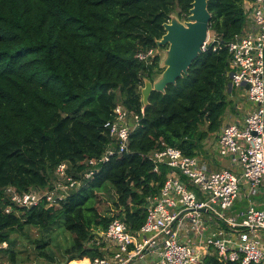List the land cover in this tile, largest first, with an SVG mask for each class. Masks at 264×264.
Instances as JSON below:
<instances>
[{"label":"trees","instance_id":"16d2710c","mask_svg":"<svg viewBox=\"0 0 264 264\" xmlns=\"http://www.w3.org/2000/svg\"><path fill=\"white\" fill-rule=\"evenodd\" d=\"M193 1L0 0V244L8 243L0 252L12 264H19L20 254L12 233L26 226L49 231L34 243L50 262L53 254L43 248L60 227L74 237L64 250L67 261L103 255L90 243L94 231L116 217L139 229L147 198L166 178L168 169L154 172L147 155L166 143L196 156L202 141L220 128L231 90L226 44L245 32V4L254 0H209L210 30L220 47L210 44L188 73L165 92L153 90L149 104L143 103L145 78L153 80L162 70L159 54L149 63L136 54L158 48L164 23L173 13L187 19ZM118 102L137 112L145 108L129 151L101 164L87 185L58 206L41 203L19 216L4 212L7 185L20 191L51 187L62 161L76 165L100 156L112 141L104 124ZM107 186L116 196L112 214L103 213ZM201 264L240 263L213 254Z\"/></svg>","mask_w":264,"mask_h":264},{"label":"built area","instance_id":"2783aa9c","mask_svg":"<svg viewBox=\"0 0 264 264\" xmlns=\"http://www.w3.org/2000/svg\"><path fill=\"white\" fill-rule=\"evenodd\" d=\"M247 10L250 26L228 42L231 85L245 87L253 108L244 123L225 125L219 135L218 152L232 156L240 171L211 169L197 155L163 143L147 156L154 172L165 166L166 178L156 194L147 198L146 218L133 230L123 218L116 217L106 229H97L90 243L108 255L85 257V264H201L208 255L240 264L264 261V207L256 205L254 196L264 191V0H254ZM248 23V22H247ZM215 43V44H214ZM221 41L210 34L203 51ZM159 54L156 47L139 51L136 56L147 63ZM145 115V108L134 111L118 102L112 118L104 124L112 141L100 156L72 165L62 161L54 171L51 187L20 191L9 184L4 188L7 214L39 204L58 206L78 192L98 173L101 164L116 154L129 151L131 134ZM245 192L248 207L241 215L233 214L236 202ZM7 242L0 244L6 248ZM66 261L62 264H72ZM21 264H35L25 262Z\"/></svg>","mask_w":264,"mask_h":264},{"label":"water","instance_id":"95a60500","mask_svg":"<svg viewBox=\"0 0 264 264\" xmlns=\"http://www.w3.org/2000/svg\"><path fill=\"white\" fill-rule=\"evenodd\" d=\"M212 13L209 0H194L187 19L181 20L173 13L164 23L166 32L157 40L162 49L159 68L162 70L151 80L145 78L142 88L143 103L149 104L153 90L165 92L169 84H175L188 73L194 60L203 53L202 46L210 35ZM248 89L249 85H245Z\"/></svg>","mask_w":264,"mask_h":264},{"label":"rangeland","instance_id":"374dc122","mask_svg":"<svg viewBox=\"0 0 264 264\" xmlns=\"http://www.w3.org/2000/svg\"><path fill=\"white\" fill-rule=\"evenodd\" d=\"M245 6L247 10L250 9L248 4H245ZM210 34L214 35L211 30ZM158 50L159 56H161L162 49L159 48ZM232 94H235V98L233 100ZM228 99L229 104L226 111L229 109L230 105L235 107L237 103L240 104L241 108L244 106H250V102L246 100L245 96L243 95V91H238V89H235L234 93L229 92ZM101 194L103 200L107 202V206L104 205L105 211L103 213H114V202L116 200L114 189L110 186H107V189L102 191ZM241 197H245V192H241ZM48 232L49 231L38 227L26 226L23 231L15 230L12 233L11 237L16 241L14 249L18 252V254L20 253L18 255L19 264L25 262H32L35 264H62L67 261L63 255L64 250L72 243L74 237L73 234L64 229V227L53 230L51 233L52 241L48 247L43 248L48 249L53 254L54 261L50 262L46 258L39 256V249L36 248L34 241L36 239L47 238ZM102 253L103 255H108V251H102ZM0 264H12V261L8 258V255L4 251L0 252ZM134 264H146V260H138ZM260 264H264V261Z\"/></svg>","mask_w":264,"mask_h":264},{"label":"crops","instance_id":"0c3cea01","mask_svg":"<svg viewBox=\"0 0 264 264\" xmlns=\"http://www.w3.org/2000/svg\"><path fill=\"white\" fill-rule=\"evenodd\" d=\"M247 11V9H246ZM247 26H250V22L248 21ZM246 26V27H247ZM231 87L230 92L234 93L235 89H238V91H243V95L245 96L246 100H248L247 97V91L245 87H235L231 85V79L230 84ZM235 98V94H232V100ZM240 104H236L234 107L233 105L229 106V109L226 111V113L222 117V123L220 125V128L210 133L209 136L202 141V146L200 147L199 153L197 156L203 161L208 164V166L213 170H221L223 168L231 169L232 171L239 172L240 171V165L238 163H234L232 161V156L230 155H223L218 152V141H219V135L225 125H228L230 123L239 122L240 124L244 123L245 117L247 113L253 108V104L250 102V106H244L241 108ZM161 188V187H160ZM160 191V189H159ZM158 191V192H159ZM156 194V193H155ZM260 198V199H259ZM254 199L256 200V205L260 207H264V191L262 193H259L254 196ZM248 199L246 197H241L235 204L234 210H232L233 214H239L241 215L243 212L246 211L248 207ZM264 242V240H263ZM77 261V260H76ZM86 263V261H85ZM84 263V264H85Z\"/></svg>","mask_w":264,"mask_h":264},{"label":"bare ground","instance_id":"6f19581e","mask_svg":"<svg viewBox=\"0 0 264 264\" xmlns=\"http://www.w3.org/2000/svg\"><path fill=\"white\" fill-rule=\"evenodd\" d=\"M85 262V261H84Z\"/></svg>","mask_w":264,"mask_h":264}]
</instances>
